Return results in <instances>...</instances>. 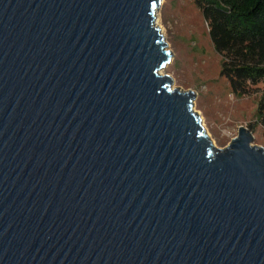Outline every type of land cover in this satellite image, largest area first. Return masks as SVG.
Masks as SVG:
<instances>
[{"label": "water", "instance_id": "1", "mask_svg": "<svg viewBox=\"0 0 264 264\" xmlns=\"http://www.w3.org/2000/svg\"><path fill=\"white\" fill-rule=\"evenodd\" d=\"M160 0H0V264H264V148L172 87Z\"/></svg>", "mask_w": 264, "mask_h": 264}, {"label": "rangeland", "instance_id": "2", "mask_svg": "<svg viewBox=\"0 0 264 264\" xmlns=\"http://www.w3.org/2000/svg\"><path fill=\"white\" fill-rule=\"evenodd\" d=\"M156 25L171 55L161 74L172 79L173 88L193 93V109L213 144L225 147L243 126L250 131L252 144L264 148V133L256 120L264 87L258 84L244 95L231 91L220 75V56L195 0H163L156 11Z\"/></svg>", "mask_w": 264, "mask_h": 264}, {"label": "trees", "instance_id": "3", "mask_svg": "<svg viewBox=\"0 0 264 264\" xmlns=\"http://www.w3.org/2000/svg\"><path fill=\"white\" fill-rule=\"evenodd\" d=\"M215 52L220 75L237 95L264 87V0H195ZM256 120L264 133V92Z\"/></svg>", "mask_w": 264, "mask_h": 264}, {"label": "bare ground", "instance_id": "4", "mask_svg": "<svg viewBox=\"0 0 264 264\" xmlns=\"http://www.w3.org/2000/svg\"><path fill=\"white\" fill-rule=\"evenodd\" d=\"M161 2L163 1V0H160ZM161 71H162V69L160 70V73H161ZM202 122V121H201Z\"/></svg>", "mask_w": 264, "mask_h": 264}]
</instances>
